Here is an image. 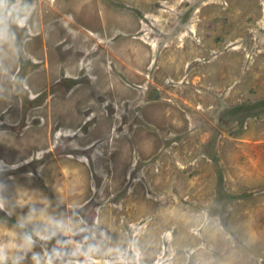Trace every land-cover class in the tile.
<instances>
[{
	"label": "rangeland",
	"instance_id": "1",
	"mask_svg": "<svg viewBox=\"0 0 264 264\" xmlns=\"http://www.w3.org/2000/svg\"><path fill=\"white\" fill-rule=\"evenodd\" d=\"M0 264H264V0H0Z\"/></svg>",
	"mask_w": 264,
	"mask_h": 264
}]
</instances>
